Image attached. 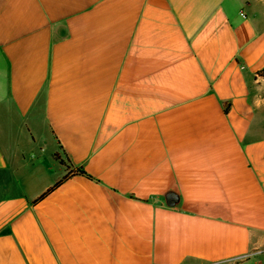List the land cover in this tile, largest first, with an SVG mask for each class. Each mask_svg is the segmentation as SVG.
Wrapping results in <instances>:
<instances>
[{"label":"crops","instance_id":"obj_1","mask_svg":"<svg viewBox=\"0 0 264 264\" xmlns=\"http://www.w3.org/2000/svg\"><path fill=\"white\" fill-rule=\"evenodd\" d=\"M263 70L264 0H0V264H264Z\"/></svg>","mask_w":264,"mask_h":264},{"label":"trees","instance_id":"obj_2","mask_svg":"<svg viewBox=\"0 0 264 264\" xmlns=\"http://www.w3.org/2000/svg\"><path fill=\"white\" fill-rule=\"evenodd\" d=\"M259 75H260V76H264V70L261 71V72L259 73ZM76 174H77V175H81V176H85V177H87V178H89V179H93L91 176H89V175L84 171L83 168H79V169L76 171ZM61 182H62V181H61ZM61 182H59V184H60Z\"/></svg>","mask_w":264,"mask_h":264},{"label":"rangeland","instance_id":"obj_3","mask_svg":"<svg viewBox=\"0 0 264 264\" xmlns=\"http://www.w3.org/2000/svg\"><path fill=\"white\" fill-rule=\"evenodd\" d=\"M63 163H65L66 164V162L65 161H63ZM261 261H264V258H263V256H261ZM260 262V261H259ZM258 264V263H257Z\"/></svg>","mask_w":264,"mask_h":264}]
</instances>
